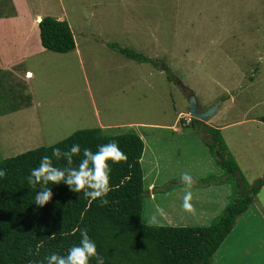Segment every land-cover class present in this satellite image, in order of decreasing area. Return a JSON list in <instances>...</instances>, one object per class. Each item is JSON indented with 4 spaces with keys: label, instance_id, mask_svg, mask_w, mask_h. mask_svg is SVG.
<instances>
[{
    "label": "rangeland",
    "instance_id": "374dc122",
    "mask_svg": "<svg viewBox=\"0 0 264 264\" xmlns=\"http://www.w3.org/2000/svg\"><path fill=\"white\" fill-rule=\"evenodd\" d=\"M47 16L69 24L73 51L41 47L35 22ZM114 45L152 61L129 59ZM178 82L201 110L217 104L204 124L189 127ZM263 115L264 0H0V160L77 130L134 132L144 142L145 178L154 181L149 190L144 181L145 224L206 226L231 200L204 125L222 127L226 152L249 185L263 178ZM183 189L196 190L193 209L213 216L179 205ZM175 195H182L176 204ZM243 215L235 224L241 218L247 227ZM258 220L252 225L262 241Z\"/></svg>",
    "mask_w": 264,
    "mask_h": 264
},
{
    "label": "trees",
    "instance_id": "16d2710c",
    "mask_svg": "<svg viewBox=\"0 0 264 264\" xmlns=\"http://www.w3.org/2000/svg\"><path fill=\"white\" fill-rule=\"evenodd\" d=\"M35 28L43 49H75L66 21L47 16ZM111 48L137 62L152 61ZM258 120L264 125V115ZM199 124L204 123L191 118L189 127ZM204 128L210 139L204 143L232 187L231 200L206 226L143 223L144 142L131 131L77 130L51 146L1 159L0 264H212L264 177L249 185L226 152L220 130Z\"/></svg>",
    "mask_w": 264,
    "mask_h": 264
},
{
    "label": "crops",
    "instance_id": "0c3cea01",
    "mask_svg": "<svg viewBox=\"0 0 264 264\" xmlns=\"http://www.w3.org/2000/svg\"><path fill=\"white\" fill-rule=\"evenodd\" d=\"M30 74L31 73L28 71L27 75ZM221 129L222 127H220L219 130ZM144 160H145V156L143 154L141 158L142 168L145 165ZM143 175H144V181L148 180L147 189L149 190L151 186H153L154 188V181L153 179H151L150 174L147 179L145 178L146 174L144 173V171H143ZM174 185L181 187L182 182L180 184L176 183ZM263 187L261 188V190H263ZM183 190H184L183 196L175 195V204L178 203L179 201L178 196H182L179 205L183 203H188V206L185 208L186 211H189L192 214L196 215L197 214L196 212H198L197 209L201 207L197 206L196 209L195 208L193 209L190 206V202H193L195 205L196 203H200L196 190H192V189H190L189 191L186 189ZM261 190L255 197V200L252 204V209L246 210V212L248 213V216L246 217L247 227H244V225H240L241 222L240 220H242L241 218H243L244 216L243 213L242 214L243 216L242 215H241L242 217L240 216L241 217L239 220L240 222L238 221L237 224H235L233 229L230 231V233L227 235V237L224 239V241L220 244V246L216 250L213 256L212 264H264V239L260 241L257 235V230L255 231L254 226L252 225L254 219L257 217L259 218L258 221H260V223L264 226V197H261L260 195ZM183 198L184 201L182 200ZM177 207L179 206L177 205ZM198 215L200 216L205 215L210 217L213 216L210 213L208 214L206 209L198 212ZM197 223H199V221L194 223L192 226H200L197 225ZM232 233H234V236H232Z\"/></svg>",
    "mask_w": 264,
    "mask_h": 264
},
{
    "label": "water",
    "instance_id": "95a60500",
    "mask_svg": "<svg viewBox=\"0 0 264 264\" xmlns=\"http://www.w3.org/2000/svg\"><path fill=\"white\" fill-rule=\"evenodd\" d=\"M41 18L38 17L37 22H40ZM178 85L180 89L184 92V95L187 100V108H188V115L197 121H205L208 117L213 115L217 109V104L213 105L212 107H209L206 110H201L200 105L198 103V100L195 96V94L188 88L183 87L179 82Z\"/></svg>",
    "mask_w": 264,
    "mask_h": 264
},
{
    "label": "clouds",
    "instance_id": "9594fccd",
    "mask_svg": "<svg viewBox=\"0 0 264 264\" xmlns=\"http://www.w3.org/2000/svg\"><path fill=\"white\" fill-rule=\"evenodd\" d=\"M190 117V116H189ZM191 118V117H190ZM202 122V121H201ZM189 123H190V120H189Z\"/></svg>",
    "mask_w": 264,
    "mask_h": 264
},
{
    "label": "flooded vegetation",
    "instance_id": "af4514ba",
    "mask_svg": "<svg viewBox=\"0 0 264 264\" xmlns=\"http://www.w3.org/2000/svg\"><path fill=\"white\" fill-rule=\"evenodd\" d=\"M183 92V91H182ZM183 94H184V92H183Z\"/></svg>",
    "mask_w": 264,
    "mask_h": 264
}]
</instances>
